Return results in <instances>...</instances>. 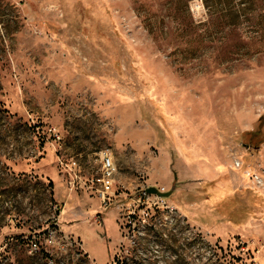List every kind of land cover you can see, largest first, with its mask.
<instances>
[{"label":"rangeland","instance_id":"374dc122","mask_svg":"<svg viewBox=\"0 0 264 264\" xmlns=\"http://www.w3.org/2000/svg\"><path fill=\"white\" fill-rule=\"evenodd\" d=\"M235 1L237 19L202 0H0V264H94L54 225L55 154L89 181L104 150L119 198L154 186L176 208L134 233L135 264H264V194L230 174L235 149L264 144V0ZM260 117L224 143L221 123ZM92 195L103 227L85 242L104 264L124 219Z\"/></svg>","mask_w":264,"mask_h":264},{"label":"built area","instance_id":"2783aa9c","mask_svg":"<svg viewBox=\"0 0 264 264\" xmlns=\"http://www.w3.org/2000/svg\"><path fill=\"white\" fill-rule=\"evenodd\" d=\"M48 132L51 133L56 143L60 142L61 137L55 127L48 128ZM239 148L242 152L233 151L230 164L231 170L240 176L238 188H250L264 194V144L258 147L241 145ZM99 163L98 175L89 181H81V166L78 160L75 158L63 159L57 156V166L69 191L77 188L94 190L101 201L103 210H106L112 204L124 219L121 226L122 240L107 264H135L132 253L136 244V240L133 238L134 233L141 235L142 229L155 217V213H159L161 217L163 216L169 222H173L176 208L167 201V198L147 193L146 188L139 190L135 196L129 198V201L122 200L119 198L121 194L113 189L116 165L107 150L99 152ZM93 185H96V187H92ZM159 191L161 192V190ZM51 206L56 212L54 225L58 228L60 206L56 202L51 203ZM153 224L155 223L151 222L149 225ZM62 238L66 240L67 236L63 235ZM29 248L30 250L38 248L34 239L30 240Z\"/></svg>","mask_w":264,"mask_h":264},{"label":"crops","instance_id":"0c3cea01","mask_svg":"<svg viewBox=\"0 0 264 264\" xmlns=\"http://www.w3.org/2000/svg\"><path fill=\"white\" fill-rule=\"evenodd\" d=\"M231 124H232V127H229V124L227 123L225 124L221 123V126H220V130H221L220 134L222 135V138L224 139L223 141L226 144L230 142L232 144H236L234 142V136L241 135L244 131L252 130L254 128L255 122L254 121H250V122L240 121L239 122L235 119L234 123H231ZM234 151L240 152V153L242 152L240 148H238V150L235 149ZM57 156L59 155L55 154V167L57 166ZM60 157L63 158L61 155ZM232 172L234 171L231 170L230 168L231 182H232ZM82 176L85 177L83 180H87L88 177L86 175V171L81 168L80 178H82ZM239 185H240V179L236 183L235 188L237 187V189H239L238 188ZM92 187H96V185H93ZM54 190H55V193H54L55 200L54 201L58 203V205L60 206V212L58 215V227L60 231L68 235L69 237L76 239L79 242L80 249L83 252V254L86 255L94 264H97L94 255L91 254L90 252L91 251L90 247H87V244L85 242L86 240H91L95 237V234L92 231V229L103 227V216L101 215V213L97 212V210H95V213H89L91 210L93 211L94 208H96L95 207L96 205L94 203L96 199L92 195V193L96 194V192L92 189L87 190L85 188H82V189L77 188L76 190L69 191L64 181L61 187L58 186L57 188L55 186ZM63 194H64V197L62 201H60L61 195ZM72 196L74 197V201H73L74 207L70 209V217L68 219L69 221L64 223L62 222V217H63V212L66 206L65 202L68 203ZM79 203L80 205L77 206V204ZM83 204H84V207H83ZM115 210H116L117 217H118L119 211L116 208ZM108 262L109 261L105 262L104 264H107Z\"/></svg>","mask_w":264,"mask_h":264},{"label":"trees","instance_id":"16d2710c","mask_svg":"<svg viewBox=\"0 0 264 264\" xmlns=\"http://www.w3.org/2000/svg\"><path fill=\"white\" fill-rule=\"evenodd\" d=\"M222 1V2H221ZM253 1V0H252ZM204 7L207 9V11L210 13V11L212 10H216L218 4H222L223 6L227 5L226 8V13L223 14V16L225 17H229L230 19H237L240 17V8L238 6V1L236 2L235 0H202ZM222 5L220 6V11L223 10ZM224 39L227 43H236V42H240V35L236 34L235 35L233 33H230V35L227 37L224 36ZM260 49V48H258ZM264 51V48L261 50H256L255 53H260ZM259 123V125H258ZM257 126H259L258 128H256ZM261 117L256 121L254 128L250 131H244L242 133V137L245 138V136L249 135H253L255 136L256 134H260L261 131Z\"/></svg>","mask_w":264,"mask_h":264},{"label":"water","instance_id":"95a60500","mask_svg":"<svg viewBox=\"0 0 264 264\" xmlns=\"http://www.w3.org/2000/svg\"><path fill=\"white\" fill-rule=\"evenodd\" d=\"M146 192L147 193H150V194H157V195H160V196H162L164 198H167L170 195V193H171V191H169V192H160L154 186H148V187H146Z\"/></svg>","mask_w":264,"mask_h":264}]
</instances>
